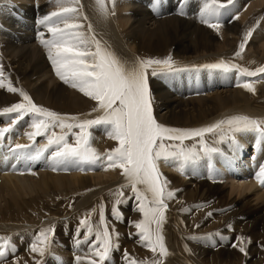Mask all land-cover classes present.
Returning a JSON list of instances; mask_svg holds the SVG:
<instances>
[{"label": "bare ground", "instance_id": "obj_1", "mask_svg": "<svg viewBox=\"0 0 264 264\" xmlns=\"http://www.w3.org/2000/svg\"><path fill=\"white\" fill-rule=\"evenodd\" d=\"M81 3L83 5V13L88 16V21L82 22L85 24L90 22L98 38L114 49L120 57L128 61H134L136 58H147L146 55L148 54L170 50L176 57L173 59L175 62H188L192 64L185 70L179 71L180 73L178 74L181 75L182 82L177 81L176 77L168 79L165 78V76L153 77L151 76L152 70H148L149 83L154 98V115L159 123L174 128L192 129L208 126L224 119L225 116H229L231 113L253 115L255 117L264 115V111H262V113L259 109H256L264 105V76L242 77L236 71L224 72L220 69H209L204 67V65L215 64L221 60L251 70L264 66V0H236L235 5L229 8L228 14L222 16L221 28L219 31L209 27L201 21L200 11L202 9L203 0H161L158 11L154 10V0H115L114 8L112 0H107L110 12L108 16H104L99 12L95 0H81ZM0 5H3L0 7V25L3 26L2 29H0V58L3 61L4 72H6V74L4 73L5 77L11 80L14 87L23 89L27 92L38 106L69 116H77L76 113H82L88 110L92 112L93 109L97 107V103L89 97L84 96L77 89L69 90V85L64 84L61 80L54 85L52 90H47L44 83H40L41 85L37 84L35 89H26L21 84V82H25L24 85L28 86L34 81L37 73L45 70L51 65L47 56V49L42 44V49H39L38 56L32 57V51L34 49L29 43L33 39L35 25L22 14L25 13L27 17L36 16L39 19L43 15L56 10L57 5L53 3L52 0H0ZM187 5L189 9L184 13ZM181 11H183V14H181ZM236 16H238L239 19H235ZM36 25L37 29L39 26L42 28L41 32L44 34L45 39L51 38V34L48 33L44 26L38 24V22H36ZM249 29H252V36L248 39L244 52L240 57H237L235 54L239 51V44L244 39V35ZM9 48L13 49L9 51ZM14 49H18V52L16 50L17 53H14ZM8 56L10 57L7 58ZM245 80L255 81V93H250L243 87L237 86ZM214 90H216V96H214V93L211 94ZM184 91L187 93L181 96V98L178 95L172 97L175 92ZM44 94L48 95V100L43 98ZM20 102H23V98L20 96L19 92L11 93L8 92L7 89H0V112H2L3 108L10 107L12 104ZM262 107L260 108L262 109ZM161 108H165L163 114H160ZM95 115L96 113H87L85 116L94 118ZM1 118L5 119V117H0V119ZM25 121H21L19 127L24 125V123H26ZM24 129L25 132L29 131L27 127ZM93 130V128L90 129L91 132ZM56 131L58 132L59 129H56ZM208 137H210V145L220 148L223 153L221 156H223L222 161L225 163V172L230 175L241 174L236 171L237 169L235 170L237 166H235L232 157H234L235 154L237 155L238 152V157L243 158L242 153H245L247 149L243 147H234L233 149L236 153L234 151L231 153V147L229 145L226 146L223 143H215L218 139L217 136L209 134ZM69 140L70 142H74V137H69ZM113 141L115 140L110 139L105 133L103 136L93 135L92 146L101 153L105 148H110ZM246 142L244 141V143ZM25 143L24 141L21 142V144ZM166 143L169 142L166 141ZM253 143L254 141L252 144ZM184 145H188L187 147L196 146L199 145V141L198 139L185 140ZM240 146L242 145L240 144ZM261 146H263L261 151L264 153V145ZM6 152V149L0 151V195L2 194L1 197L3 199L4 197L6 198V201L3 200L6 202V206L4 205L5 207L0 209V237H10L11 243L15 245L16 251L9 252L8 257L11 258V262H4V264H14L17 261L18 263L20 261L24 264H35V261H41V256H39L38 253L30 251V245L35 241V237L39 232L43 229H47L51 222L55 225V229L57 228L54 236L60 237L61 243L63 242L62 225H64V230H69L71 232V235L64 240H66V242L71 241L70 249L75 250L74 255L70 249L67 250L62 248L63 250H61V252L52 250V254H58L55 263L65 264V261L67 262L68 260H66L64 256L68 257L70 253L71 258L74 260H69V264H76L75 257L78 255L83 256L88 252L87 244H81V249L80 247L77 248L75 244V239L77 238L76 230L78 228H80L79 238L81 240H83L85 235V230L80 227L79 222L87 218L94 228L96 227L94 222L95 218L93 217L94 214L89 215L86 212H82L86 210L82 209V206L89 203L91 198H96L98 196L97 194L101 192L104 193L103 190L106 191L105 189H109L111 186L124 184L125 178L122 176L118 178V181L102 186L97 182L118 175L120 170L116 169L115 174L112 169L107 170V172L102 171L103 168H100L101 171L96 174L95 172L97 170L95 169H97V167L90 168L85 166L84 170L75 168L72 171L65 172L62 169H51L50 172L45 170L44 172L39 171V173L37 172L38 170L34 171L36 165L35 161L30 162V172L24 171L23 174H18L20 171H12L10 168V165L15 163L14 159H10L7 162L3 160V155ZM259 153L261 152L259 151ZM259 153L257 152V154ZM45 155L50 157L49 153H45ZM48 161L47 165L51 168V160ZM250 161L246 164L250 165L252 162L253 168L247 167L246 165L243 173L245 176L239 178L242 183L232 182L233 189L239 190V194L246 190H251L250 192H252V188L254 186L256 188V185L258 184L259 186L260 184L255 177H251L250 173L247 174L252 170V172H255L260 161L257 159ZM255 163H257V165H255ZM18 168H24L23 162L18 165ZM44 168L46 167L44 166ZM176 168L179 169L178 165H176ZM167 175L169 176L168 178L166 177ZM165 177L169 181L168 187H172L175 183L180 184V195L182 197L186 196L194 199L195 194L198 195L200 190L206 185V183H204L205 181H202L203 183L201 182L199 184L200 187L194 190L192 186L186 185L181 178L172 173H166ZM213 188L214 187L211 186L208 188V191L210 190L211 193H215ZM59 189H61V192L87 190L89 192V199L86 196L85 201H78V205L75 210H73V213L71 212L61 216L58 215L57 217L48 219L44 218L40 221L43 223L42 225H39V222L34 225L31 222V218L43 215L45 210L49 208V206L48 208L45 206L48 201H46L44 197L53 199V193L55 195V192ZM34 193L36 194L35 196H33ZM7 195H9L10 198L6 197ZM27 195L29 197H27ZM100 196L102 195L100 194ZM72 197H75V195H72ZM200 197L201 196H199L198 199H200ZM41 199L43 200L41 201L42 205L40 207L38 203H40ZM95 201L97 202V200L94 199V202ZM237 202V200H233L232 204ZM166 203L169 207L174 204L169 202ZM197 203L199 204L201 201ZM136 206H134L131 211L134 210ZM121 208H123L121 210L123 219H115V228L112 230L114 241L119 243L122 237L124 239L125 236L131 235L130 229H133L131 227V218L125 216V214L131 212L129 211L130 208H127L126 202L121 204ZM220 209H227L222 215H227L229 217V224L232 223L234 226L238 227L239 231L243 229L241 228L242 223L246 220H250L251 223L256 226L253 227L252 238L260 237L261 234L257 230L263 229L264 231V205L251 208L249 212L244 208V200H239L238 206L233 207L228 203L226 206L222 205ZM65 212L66 211H64V213ZM168 212L170 213L172 211ZM173 219H177V215H174ZM182 219H185V217ZM128 221H130V223ZM170 221L172 220L170 219ZM59 223L62 225H59ZM167 225L169 226L168 223ZM168 230L164 231L166 232L164 238L170 253L168 260L171 262V259L175 258L176 254L173 248L169 246L171 244L168 245L166 243L167 237L169 236ZM245 230L249 232L247 227ZM116 233H119L118 240L115 236ZM242 233L248 235L245 232ZM129 239L131 238H128V240ZM2 242L3 241H0V243ZM53 243L54 241L52 240V244ZM187 245L189 246L190 244L188 243ZM193 245L194 244H191V246ZM58 246L60 247V245ZM128 246L133 253L132 255L129 252L127 253L137 260L144 258L141 254H147L150 251V249L141 244L139 238L136 244L133 242V239L129 241ZM187 248L189 249V247ZM188 249L186 250L188 251ZM198 249H196V251ZM66 250L68 252H66ZM126 250H123V253L117 255L118 264H127L124 259ZM206 250L216 251L214 257L218 259L219 262H231L233 259L232 257L241 253L238 247L226 249L221 246L217 247L216 250L210 247ZM246 250L247 255H245L242 260L251 255L254 256L250 251L253 249L249 247ZM192 251L191 249V252ZM193 252L188 254H193ZM114 254L115 251L112 253V260ZM188 258L191 257L189 256ZM122 260H124V262ZM195 261L197 260L195 259ZM249 263L253 264L254 262L252 261Z\"/></svg>", "mask_w": 264, "mask_h": 264}, {"label": "snow or ice", "instance_id": "obj_2", "mask_svg": "<svg viewBox=\"0 0 264 264\" xmlns=\"http://www.w3.org/2000/svg\"><path fill=\"white\" fill-rule=\"evenodd\" d=\"M52 2L57 5V9L38 20V24L51 34V38L45 39L41 32L40 43L47 49L48 59L59 79L97 103V107L93 109L96 115L94 118L69 116L38 106L27 92L13 86L11 80L5 77L0 64V89H7L11 93L19 92L23 98V102L5 107L0 112V116L9 117L7 126H0V151L7 150L3 160L7 162L14 159L15 163L10 168L21 174L24 171L30 172V162L39 160L45 153L50 155L53 170H84L85 166L104 170L119 169L125 183L120 185L112 215L115 219L122 220L123 214L118 205L134 198L137 202L135 210L143 214V219L133 222L137 229L136 235L141 244L155 254L152 260H137L125 252L124 259L127 264H164V258L170 254L163 235L168 210L166 201L173 199L175 192L168 188L169 181L160 171V162L178 165L183 172L188 166L197 165L201 159L207 158L210 161L214 153L223 155L220 148L207 142L205 136L209 134L218 137L215 141L217 144L230 141L231 146L239 148L235 134L252 133L256 136V147L259 148L261 142H264V119L233 115L208 126L192 129L174 128L159 123L154 115V98L148 70H152L153 77H164L184 69L176 67L170 55L164 59L136 58L134 61L120 57L98 38L90 22H82L88 21V16L82 11L81 0ZM95 3L102 15L110 14L107 0H95ZM160 3L161 0H154V10L158 11ZM235 3L236 0H203L201 21L219 31L222 16L227 15L229 8ZM112 5L114 8L115 0H112ZM235 19L239 17L236 16ZM2 27L0 25V29ZM251 36L252 29H249L239 44V51L235 54L237 57L244 52ZM204 67L224 72L236 71L242 77L264 76V66L251 70L221 60ZM237 86L250 93L256 92L254 80H245ZM25 118H28L27 121ZM21 121H25L31 129L25 133L30 144L14 143L11 139ZM94 127L102 128L110 139L117 141V146L106 153H99L92 146L93 135L90 129ZM75 129L78 131H74ZM37 137L45 138L47 143L43 147L37 145ZM69 137H74V142H70ZM196 139L199 147L184 145L185 140ZM21 162L24 164L23 169L18 168ZM209 167L213 172L216 171L210 164ZM255 179L264 186V166L259 168ZM126 187L131 188L132 197L124 196L123 189ZM80 224L85 235L81 240L78 228L75 244L77 248L81 244H87L88 252L83 256H76V264L111 262L112 253L119 250V244L114 241L109 230L103 206L100 211V226L94 228L87 218L81 220ZM53 232L51 227L41 230L30 245V251L41 257L50 254ZM93 236L94 240H91ZM115 236L118 240L119 233ZM214 237H219L222 241L228 239L219 232L190 238L213 241L215 246ZM0 241H3L0 243V264H4L9 252H15L16 248L10 237H0ZM246 242L250 243V238L238 237L237 243L232 246L238 247L241 253L247 255L246 247L243 246ZM35 264H41V261H35Z\"/></svg>", "mask_w": 264, "mask_h": 264}, {"label": "rangeland", "instance_id": "obj_3", "mask_svg": "<svg viewBox=\"0 0 264 264\" xmlns=\"http://www.w3.org/2000/svg\"><path fill=\"white\" fill-rule=\"evenodd\" d=\"M187 9H189L188 5H187V8L184 10V13L187 12ZM22 15L24 17L28 18L35 25L33 37H32L33 39L29 43V45L32 46V48L34 49L32 51V57H36L39 54V49L40 50L42 49L41 43H40V36H39V33H41L42 28L39 26L37 29L36 22H38V20H39L38 17H36V16L27 17V15L25 13H23ZM12 49L13 48H9V51H11ZM16 50L18 52V49H14V53H17ZM34 51H35V53H34ZM169 55L172 56L173 59L176 58L170 50H163L162 52L158 51L154 54H148V55H146V57L147 58L164 59ZM9 57L10 56H8L7 58H9ZM0 64H2V66H3V61L1 58H0ZM50 64H51V62H50ZM190 65H192V64H189L188 62H175L176 67L184 69V70ZM4 73L6 74V72H4ZM178 73H180V72L170 73L167 76H165V78L168 79V78L176 77L177 81L182 82L183 80L181 78V75ZM59 81H60V79L55 74L54 68L51 64L45 70L37 73L36 77L34 78V81H32L28 86L24 85L25 82L24 83L21 82V84L26 89H35L37 87V84L44 83L47 90H52L54 85L56 83H58ZM70 89H73V88H71L69 86V90ZM186 93L187 92H185V91L184 92H175L174 95H172V97L178 95L181 98V96H183ZM213 93H214V96H216V94H215L216 90H214V92H211V94H213ZM43 98L45 100H48L49 97L47 94H44ZM186 100H189V99H186ZM260 107H262V106H259V108H256V109H259L260 112L264 111V105H263L262 109ZM163 110H165V108L160 109V114L164 113ZM87 113H95V112L94 111L90 112L88 110L86 112H82V113L78 112L76 114H77V116H80L83 118V117H86L85 115ZM156 113H157V111H156ZM233 115H241V114H239V113L229 114V116H233ZM229 116H225L224 118H227ZM246 116H249L252 118H258V119H264V115L261 117H255L253 115H246ZM0 117H5V119H3V118L0 119V126L6 127L8 124V121H9V117L7 115L6 116L3 115ZM25 119L27 121L28 118H25ZM19 125H20V123L17 125L18 127H16V130L12 133V136H11L12 141L20 142V143L24 141V142H26L25 144H30L31 141H29L28 138L26 137V135H25L26 132L24 129L27 127V124L24 123V125H22L20 127H19ZM28 129L30 131V128H28ZM93 129L94 130L92 131V135L103 136L105 133V131L102 128L94 127ZM75 131H78V129H75ZM235 135H236L237 141L238 142L241 141V142H239V145L241 144L242 146H239V147H243V148L247 149V151L245 153H242L243 158L238 157V152H237V155L235 154L234 157H232L234 160L235 166H237V167H235V170L237 169L236 171L241 173V174H236V175L227 174L225 172V169H224L225 163H223V161H222L223 156H221V154H219V153H214L210 161L207 158L201 159L197 165H195V166L190 165L183 172H181L178 168H176L175 164H169V163H166L163 161L160 162V165H159L160 171L163 174L165 173L164 176L166 175V173H172V174L176 175L177 177L181 178V180L184 181V183L186 185L192 186L194 188V190L195 189L197 190L200 187L199 184L202 181L203 182L205 181L204 183H206L204 188H202L200 190L199 194L198 195L195 194L194 199L191 197H186V196L182 197L180 195V192H181L180 184H178V183H175L172 187H168L170 190L175 192V196L173 199L166 201V202L174 203V204L171 205L170 207L168 205V210H167L166 216H168V214H169L168 217H170V218L167 217L166 222L163 226V235L166 234V232H164V231L169 229L168 230L169 236L167 237L166 243L168 245L171 244L169 246L171 248H173L174 253L176 255H179V256L175 255V258H172L171 262L168 260L169 257L167 256L166 258H164V263L180 264L182 262L181 264H195L197 262L196 264H218V263L219 264H250L249 262L253 261L254 262L253 264H264V251H263L264 250V231H263V229L257 230L261 234L260 237H255V238L253 237L252 238L253 227H256V226L253 225V223H251L250 220L244 221L241 225V228H243V229H240L241 231H239L238 227L234 226L232 223L229 224V220H228L229 217L227 215H222V213L226 212L227 209H220V207H222V205L226 206L228 203H229V205H231L233 207L238 206L239 200L240 201L244 200V208H245V210H247L249 212H250L251 208H256V207H259L260 205H264V186H258V184H257L256 188H255V186L252 188V192H250L251 190L250 191L246 190V191L240 192V194H239V190H235L232 187L234 182L235 183L240 182L239 178L241 176H245V174H243V173H244V169L246 168V165H247L246 163L248 161H250V160L252 161L253 159H257L260 161V164L257 167V170H255V172H252L253 171L252 170L251 172L247 173V174L250 173L251 177H255V174L259 171V168L261 166H264V153L261 151L263 146H260L259 148L256 147V143H255L256 142V136H255V134H252V133H248V134L236 133ZM246 138H248V139H246ZM205 139L210 144V137H208V135L205 136ZM246 140H247V142H246ZM244 141L246 143H244ZM253 141L255 143V144L253 143L254 145L252 144ZM36 143L39 146H43L47 143V140L43 137H37ZM223 144L226 146L229 145L231 147V153L234 151V149H233L234 147L231 146L230 141H225V142H223ZM115 145L117 146V141H113L112 146L110 148H105L104 150L101 151V153H106L107 151L113 149V147H115ZM261 145H264V142H261ZM196 146L199 147V145H196ZM201 151H202V149H201ZM259 151L261 153H259ZM234 152L236 153V151H234ZM257 152L259 154H257ZM248 159H250V160H248ZM48 160H50V157L46 156L44 154L43 157H41L39 160L35 161L36 165H35L34 171L38 170L37 172H39V171L44 172L46 170V171L50 172L52 167L51 168L48 167V165H47V162H49ZM42 164H43V166H42ZM209 164L216 170L215 172H213L211 170V168L209 167ZM44 166L46 168H44ZM162 166H164V167H162ZM247 167L251 168L252 162L250 165H247ZM73 169H75V168H72V169L67 170V171L64 170V171L69 172V171H72ZM95 170H97L95 172L96 174L99 173V171H101L100 167H97V169H95ZM102 171H107V170L103 169ZM113 172H115V174H116V170H113ZM9 174H13V173H9ZM18 174H21V173L19 172ZM122 176L123 175L121 174V171H120L119 174L116 176L110 177V178L105 179L101 182H97V181L96 182L102 186L105 184L108 185V184H112V183L118 181V178H121ZM166 177L168 178L169 176L167 175ZM240 183H242V182H240ZM259 185H261V184H259ZM211 186L214 187L213 189H214L215 193H213V192L211 193L210 190L208 191V188H210ZM60 190L61 189L57 190L55 192V195L53 193V196H54L53 199L44 197L46 199V201H48L45 204V206L47 208L49 206V208L45 210L43 215H38L34 218H31V222L34 225H36V223H38V222H39V225H42L43 223L40 221H42L44 218L48 219V218L57 217L58 215L61 216L64 214H69L71 212L73 213V210H75L76 206L78 205L77 204L78 201H80V202L85 201L86 196L87 197L89 196L88 195L89 192L87 190H74V191H68V192H61ZM105 190L106 191L103 190L104 193H102V192L100 193L102 196H100V194H97L98 196L96 198H93V199L91 198L89 203H87L85 206H82V209H86L85 211H82V212H86L89 215L94 214L93 217L95 218V221H94L95 225L100 226V211H101V206H103L104 215H105L107 223L109 225V229L112 232V230H114V228H115V218L112 215V209H113V205L115 203V200L117 199V193L120 190V185L119 186L114 185V186L109 187V189H105ZM123 191L125 193L124 194L125 197H132V190L130 187L124 188ZM208 194H209V196H208ZM35 195L36 194L34 193L33 196H35ZM72 195H75V197H72ZM1 196H2V194L0 195V200L2 198ZM199 196H201L200 199H198ZM6 197L10 198L9 195H7ZM27 197H29V196L27 195ZM5 199H6L5 197H4V199L2 198V200L0 202V209L4 208L6 206L5 205V203H6ZM88 199H89V197H88ZM88 199H87V201H88ZM94 199L97 200V202L96 201L94 202ZM3 200H5V201H3ZM42 200L43 199H41L40 203H38V205L40 207L42 205V202H41ZM197 200L201 201V203L198 204ZM233 200H237L238 202L232 204ZM1 203H3V204H1ZM126 205H127V208H130L129 211H131V209L137 205V202L135 201L134 198L133 199H127ZM118 207H119L120 211L123 209V208H121V204L118 205ZM97 209H98V211H97ZM134 210H132L128 214H125V216H129L131 218L130 219L132 222L131 227L133 229H130V232L132 234L130 233L131 235L125 236L124 239L122 237L120 243L116 242L120 245L119 250L115 251L113 260L111 262L106 261L105 264H118L116 257H117V255L123 253V250L125 251L127 249L126 252H129L132 255L133 252H131V250L128 246L129 241H131L133 239V242H135V244L138 241V236L136 235L137 229L135 227H133L134 226L133 222L139 221L140 219H143V214L136 211V210L134 211ZM64 211H66V212L64 213ZM168 211H172V212L169 213ZM172 213L174 215H177V219H175V220L173 219L174 215ZM209 213H211V215H209ZM132 215H135V216H132ZM182 216L185 217V219H182L183 218ZM170 219L172 221H170ZM128 222L130 223V221H128ZM234 222H235V220H234ZM167 223L169 224V226L167 225ZM79 224H80V222H79ZM235 224H236V222H235ZM59 225H62V224L59 223ZM197 225H198V227H197ZM228 225H231V227H228ZM50 227L54 229V232L52 233V240L54 241V243L51 244L50 254H46L45 256L40 257L42 259L41 264H58V263H55V259H56V256H58V254H56V253L52 254V250H58L59 252H61V250H63V249L69 250L71 248V246H70L71 241L66 242V240H64L66 237L71 235V232L69 230H64L63 229L64 225H62L63 242L61 243V238L58 236H54L57 228L55 229V225L52 224V222L50 223L48 228H50ZM80 227H81V224H80ZM167 227H169V228H167ZM246 227L249 229V232L247 230H245ZM165 228H167V229H165ZM169 232H171V233H169ZM217 232L221 233V235L223 234V236H225V237H228V239L222 241L219 237H214L215 246H213V241H200V240H194V239L190 238V237H203V236H206L208 234L217 233ZM242 232H245L248 235H245ZM233 233L235 236L233 235ZM125 234H126V232H125ZM238 237L250 238V243L246 242L243 246L246 247V249H248L249 247L251 249H253L250 251L254 254V256L251 255L248 258L242 260V258H244L245 255L243 256L242 253H239V254H236L235 257H232L233 259L231 260V262H219V260L214 257L216 251L214 252V250L213 251L212 250L211 251L206 250L207 248H210V247L215 248V250H216L217 247H221V246L225 247L226 249H233L235 247H233L232 245L234 243H237ZM128 238H131V239L128 240ZM90 239L94 240V236ZM121 243H123V244H121ZM182 243H184V244H182ZM188 243L190 244L189 246L187 245ZM191 244H194V245L191 246ZM58 245H60V247ZM186 246L189 247V249ZM197 246H200V247L202 246V247L200 248ZM182 247H184V248H182ZM81 248H82V246L80 247V249ZM184 249L185 250L188 249V251L187 250L185 251ZM191 249L194 251V252L192 251L193 254L194 253L197 254V252H198V254H200V255L188 254V253H192ZM196 249H198V250L196 251ZM67 250H66V252H68ZM253 251H255L256 253ZM71 252L74 255L75 250H71ZM188 255L191 258L193 257L192 261H191V258H188L189 257ZM141 256L142 257L144 256V258H142V259H145V260H152L153 258H155V254L151 250L147 254H145V253L141 254ZM64 257L66 260H68L67 262L65 261V264H69V260L72 259L70 253H69L68 257H66V256H64ZM196 257L199 259H197ZM255 257H256V259H255ZM194 258L197 261H195ZM72 260H74V259H72ZM122 261L124 262V260H122ZM211 261H213V262H211ZM5 262H11V258L7 257ZM192 262H194V263H192ZM14 264H24V263L20 262V261L18 263V261H17Z\"/></svg>", "mask_w": 264, "mask_h": 264}]
</instances>
